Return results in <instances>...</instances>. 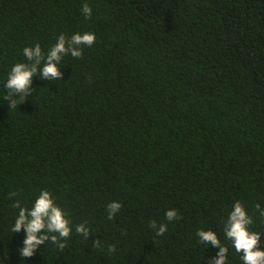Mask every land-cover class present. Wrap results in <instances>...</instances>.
Returning <instances> with one entry per match:
<instances>
[{
	"label": "trees",
	"instance_id": "1",
	"mask_svg": "<svg viewBox=\"0 0 264 264\" xmlns=\"http://www.w3.org/2000/svg\"><path fill=\"white\" fill-rule=\"evenodd\" d=\"M77 32L95 43L62 57V79L38 71L10 108L23 49L47 54ZM41 190L72 232L21 257L13 205L30 209ZM236 201L264 249V0H0V264H211L219 247L201 229L243 264L224 231Z\"/></svg>",
	"mask_w": 264,
	"mask_h": 264
},
{
	"label": "clouds",
	"instance_id": "2",
	"mask_svg": "<svg viewBox=\"0 0 264 264\" xmlns=\"http://www.w3.org/2000/svg\"><path fill=\"white\" fill-rule=\"evenodd\" d=\"M81 11L85 17L92 15V9L87 3L83 4ZM95 40V33L92 32H77L70 37L61 33L47 54L42 51L39 43L35 44L34 47H25L23 54L28 63H16L11 68L4 85L8 89L4 99L9 102L10 108L17 107L16 97L22 96L21 102L31 94L33 77L38 71L43 80L62 79L61 67L59 66L62 57L68 54L76 58L81 57V46L90 47L95 43ZM16 195L15 192L10 193V196ZM13 206L19 208V212L15 218L12 232L15 233L24 229L26 233L23 247L19 253L21 257H31L38 247L49 240L61 249L65 247L63 241L72 232L71 223L64 209L55 203L50 191L41 190L30 209L21 207L19 200H16ZM121 207L122 205L118 201L109 203L106 208L108 219H113ZM256 208L260 215L264 216V209L261 208L260 204H257ZM178 218L177 210L169 209L166 212L167 220L171 221ZM252 224L253 218L247 214L241 202L236 201L225 223V235L227 239L232 241L236 252L242 253L243 264H264V249L259 247L261 233L250 230L249 226ZM150 227L155 229L156 235H163L167 229L166 224L157 226L155 221L150 223ZM75 231L82 234L85 239L90 234L89 228L84 223L76 225ZM197 236L201 242L219 247V252L211 264H226L228 249L221 245L215 231L201 229L198 230ZM99 246L100 241L97 239L94 241L93 247ZM108 250L110 252L115 251V246L110 245Z\"/></svg>",
	"mask_w": 264,
	"mask_h": 264
}]
</instances>
